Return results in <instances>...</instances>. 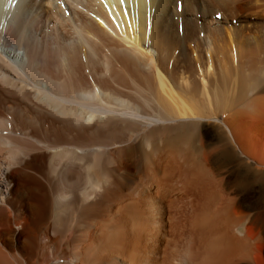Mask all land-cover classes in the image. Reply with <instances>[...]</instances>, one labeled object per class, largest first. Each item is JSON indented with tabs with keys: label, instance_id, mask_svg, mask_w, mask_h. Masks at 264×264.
Here are the masks:
<instances>
[{
	"label": "bare ground",
	"instance_id": "1",
	"mask_svg": "<svg viewBox=\"0 0 264 264\" xmlns=\"http://www.w3.org/2000/svg\"><path fill=\"white\" fill-rule=\"evenodd\" d=\"M55 2L0 0V264H264V0Z\"/></svg>",
	"mask_w": 264,
	"mask_h": 264
},
{
	"label": "rangeland",
	"instance_id": "2",
	"mask_svg": "<svg viewBox=\"0 0 264 264\" xmlns=\"http://www.w3.org/2000/svg\"><path fill=\"white\" fill-rule=\"evenodd\" d=\"M59 1H61V0H56V2H55V4L56 5H59ZM179 6H180V4H179ZM49 8V7H48ZM102 47V46H101ZM104 50L106 51V49L104 48ZM107 52V51H106ZM113 65H114V62H113ZM97 69H100V67L99 66H97ZM87 68L84 70V72H85V76H87V79H88V82H90V85H93L94 83H96V81H95V78L93 79L91 76H89V74L87 73ZM106 72V71H105ZM106 75H108L107 73H106ZM129 76H127V78L125 77V82L127 83V84H130V80H128L129 78H131V77H129ZM92 80V81H91ZM95 81V82H94ZM132 83L133 82H131V85H132Z\"/></svg>",
	"mask_w": 264,
	"mask_h": 264
}]
</instances>
